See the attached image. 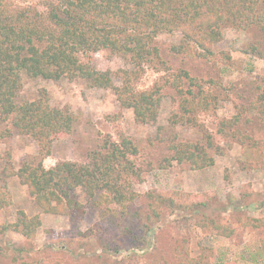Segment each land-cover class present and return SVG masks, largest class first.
Masks as SVG:
<instances>
[{"label":"rangeland","instance_id":"1","mask_svg":"<svg viewBox=\"0 0 264 264\" xmlns=\"http://www.w3.org/2000/svg\"><path fill=\"white\" fill-rule=\"evenodd\" d=\"M7 1L14 6L33 5L41 11L49 2ZM222 32L213 50L231 54L229 65L174 52L173 44L182 41L180 32L157 36L168 69L155 61L131 79L137 91L156 84L162 89L155 122L137 121L133 108L121 103L115 87L90 86L81 78L31 77L22 72L19 101L48 97L51 106L69 111L74 123L70 134H57L50 155L43 158L38 139L14 129L0 115V178L11 198L0 210V264H15V258L35 264H264V107L262 117L258 111H245L247 103L264 92V57L250 51L253 46L264 49V29L257 24L245 28L228 25ZM93 65L110 70L119 87L126 70L137 71L131 59L106 50L93 54ZM181 68L198 81L190 95L196 104L197 125L175 121V114L181 112V96L168 80ZM236 115L239 121H226H233ZM207 133L223 148L220 154L208 150L212 164L198 167L173 160L165 165L174 154L171 140L205 144ZM120 134L131 137L140 150L132 157L140 173L132 178L139 194L133 203L140 211L137 219L119 216L114 226H107L100 221L102 209L93 207L80 187L75 194L85 205L83 216L45 212L29 194L28 186L13 174L31 161L43 160L46 168L59 161L90 162L105 138L118 140ZM21 210L30 217L40 216L41 226L32 238L10 227ZM204 215L210 221H205ZM252 217L261 218L263 225H246ZM213 218L230 226L233 235L221 234L213 226ZM3 225H9L5 232L1 231Z\"/></svg>","mask_w":264,"mask_h":264},{"label":"trees","instance_id":"2","mask_svg":"<svg viewBox=\"0 0 264 264\" xmlns=\"http://www.w3.org/2000/svg\"><path fill=\"white\" fill-rule=\"evenodd\" d=\"M262 3L264 0H49L47 8L41 11L33 5L14 6L0 0V115L14 129L38 139L43 158L50 155L55 137L71 133L73 115L66 109L51 106L48 97L18 100L21 75L26 72L31 77L81 78L90 86L115 87L121 103L133 108L137 121L155 122L162 89L156 84L152 89L137 91L131 79L138 76L144 65L155 61L163 64L164 70L168 69L164 66L166 62L157 45V36L180 32L182 41L173 44L174 52L208 60L214 58L229 65L231 54L216 53L214 44L221 40L222 30L228 25L245 28L257 24L264 29ZM100 50L122 54L137 67L136 72L125 71L122 87L115 86L110 70L102 71L93 65V54ZM250 51L264 57L261 47L253 46ZM168 84L181 96V112L175 114V121L197 125L196 104L190 96L193 87L198 86L197 79L181 68ZM263 107L264 92L253 97L245 111H258L262 117ZM239 119L236 115L233 121H226ZM219 131L223 133L221 128ZM205 139V144L171 140L169 147L174 154L167 158L165 165L173 160L198 167L212 164L214 159L208 150L220 154L223 148L209 133ZM139 151L131 137L120 134L118 140L105 138L90 162L59 161L46 168L43 160L31 161L13 174L28 186L29 194L48 213L83 216L86 208L75 191L79 187L85 189L92 206L102 209L100 221L114 226L121 216L137 219L140 215L133 204L139 194L132 186L133 179L140 175L132 159ZM9 203L6 183L0 178V210ZM203 218L210 221L209 216ZM211 221L221 234L233 235L230 226L214 218ZM246 223L258 228L263 220L252 217ZM40 226L39 215L30 217L23 210L18 221L10 225L27 238L34 237ZM7 228L9 225H3L1 231ZM18 260L14 259L15 264H35L32 260Z\"/></svg>","mask_w":264,"mask_h":264}]
</instances>
